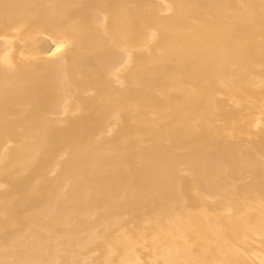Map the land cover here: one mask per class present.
Segmentation results:
<instances>
[{
    "label": "bare ground",
    "instance_id": "6f19581e",
    "mask_svg": "<svg viewBox=\"0 0 264 264\" xmlns=\"http://www.w3.org/2000/svg\"><path fill=\"white\" fill-rule=\"evenodd\" d=\"M0 264H264V0H0Z\"/></svg>",
    "mask_w": 264,
    "mask_h": 264
}]
</instances>
